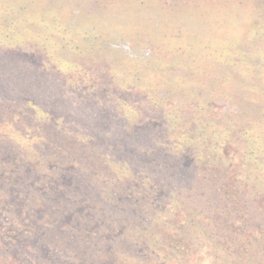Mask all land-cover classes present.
I'll return each mask as SVG.
<instances>
[{
    "label": "rangeland",
    "instance_id": "obj_1",
    "mask_svg": "<svg viewBox=\"0 0 264 264\" xmlns=\"http://www.w3.org/2000/svg\"><path fill=\"white\" fill-rule=\"evenodd\" d=\"M255 24L264 0H0V107L37 116L25 136L0 125V264H264V147L250 158L231 132L221 159L205 133L210 64L213 78L236 64L238 103L212 92L213 111L241 130L264 119ZM238 41L231 54L256 67L218 53ZM252 73L262 102L243 112ZM171 79L192 86L187 100ZM156 97L163 105L145 104ZM47 114L58 145L92 147L107 175L125 172L121 189L83 160L46 204L31 186L45 189L50 169L70 163L31 138Z\"/></svg>",
    "mask_w": 264,
    "mask_h": 264
},
{
    "label": "trees",
    "instance_id": "obj_2",
    "mask_svg": "<svg viewBox=\"0 0 264 264\" xmlns=\"http://www.w3.org/2000/svg\"><path fill=\"white\" fill-rule=\"evenodd\" d=\"M228 23H232V22H228ZM234 25H236L235 23H233ZM241 26V24H239ZM259 25V24H258ZM236 28L238 29V26H236ZM251 32H255L258 35H262V33H264V27H257L255 24V27L251 29ZM260 33V34H259ZM28 38V37H26ZM232 39V38H230ZM236 39V38H235ZM264 40V39H262ZM69 45V43H66ZM67 45V46H68ZM242 44V42L238 41V45L236 46H230L231 48L228 49H223L221 51H219L218 53L222 56L225 55V53H227L228 55V59H232L235 58L237 59V61L241 60L243 62V66L246 67H256L254 66V64L250 63L251 60H249L248 58H243L244 56L242 54H239L240 51H242L241 49L238 50L236 53H232L233 51H236V49H238V47H240ZM235 47V48H234ZM237 47V48H236ZM63 49H60V51ZM60 53V52H59ZM250 56H256L255 53H250ZM248 63L249 65H247L246 63ZM53 64V62H50V65ZM263 65H264V61H263ZM213 64H210L207 68L205 67V76H206V81H205V89H208L210 92H214L218 94V99L220 97V91L225 93V97L229 98V97H233L235 98L236 95H234L233 89L235 88L234 86H236L234 83V78L236 76L235 73V65L234 68H228L226 73L223 74L222 77L219 78H213L215 77V75H211V67H213ZM228 66V65H227ZM231 67V66H229ZM262 68V67H261ZM56 72L59 74L61 72V70L55 68ZM66 72H64L65 74ZM72 73H66L65 75H70ZM212 77V78H211ZM172 83L174 85L182 88V94H177L175 92H172L173 95L177 94L180 95V98L182 99V101L187 100L190 97V89H193L191 85L186 84L184 82H174L175 80L171 79ZM171 82V81H170ZM245 88L243 89V91H247L248 93L252 94V97L255 98H245L244 102L239 103V105L243 108V112H253V110H255V108H258L257 105H260V102H262V99L260 100V98L258 97V94H261V90H260V86H258V82L255 79V74L252 73L251 75L247 76V80H245ZM237 84V83H236ZM237 86H240L239 84H237ZM178 89V88H177ZM220 90V91H219ZM211 95L205 97V113H207L206 111H210V113H208L209 115H207L206 119H205V133H209V135H211L210 137V143L212 145H210V147H212V149L214 151H218L219 154H221L220 158L224 159V158H229V152L230 151H234L233 149V145L232 143H229L231 141H229V135L231 134V132H236L235 137H238L239 140H241V143L244 144L245 147V151H248L249 157L252 158L253 155L255 154H260V152H262V148L264 147V119L262 120H252L254 123H250V125L246 128V129H240L242 123L239 122V120L236 121L234 114L231 116L228 114H216L213 110L216 108L217 106L214 103L217 99L214 98V96ZM189 94V95H188ZM243 97V95H240ZM150 98H152L150 96ZM153 98L150 101H145V104L147 105H151L152 107H158L159 105H163L162 104V100L161 99H157ZM259 100H257V99ZM248 99V100H247ZM253 99V100H251ZM226 100V99H225ZM229 101V103L232 104H237L238 102L236 100H226ZM165 105V104H164ZM255 107V108H254ZM7 107H0V125H7L12 127V129L19 134L20 136H25V132L24 130L30 128L33 126V123L35 122L34 120L36 119V113L34 114H30V116L27 115H23L20 114L16 111H14L12 114L11 111L10 112H4V109ZM7 110V109H5ZM8 110H10L8 108ZM259 113L261 114L260 110H258ZM206 115V114H205ZM264 118V117H263ZM261 119V118H259ZM46 121L48 122V124L45 125H36L34 128H36L37 130H39V132H34L31 138H36L37 140L41 141L43 144L42 147L47 149V147L52 148L56 153L55 156L56 157H67L70 160H68L70 163L68 166H62L61 168H51L50 171L54 170L55 172H53V176L52 178H49L50 181L48 184H46V188L45 189H41L39 188L40 182L41 180L35 182L31 187L33 188V190H37V192H42L45 194V200L46 204H50L51 200L53 197L61 195L62 189L65 187L66 182H64V177H63V172H67L72 174V169H74L73 165H78L80 166V164H83V160L87 161V165L89 170L94 169L90 171V173L92 174V176L94 178H96L97 176H99V179H102V177L106 178L107 181L109 182L108 187H115L116 189H121L120 186L122 183L120 182H125L127 181V176L125 174V172L122 174L123 177H115L113 175L110 176V174L107 175L106 169L104 167V163L107 162L105 161L104 163L101 161L100 158H97V153L96 150L94 149H90L92 147H83V146H79L77 144H69L66 146H62V145H58V143H56L55 141H58V131H56V129H60L59 127L61 126L58 123V120H56V123H54L53 118L47 114L46 115ZM223 121V122H222ZM248 123V122H247ZM245 123V124H247ZM216 124H219L220 126H217ZM224 124V125H221ZM213 126H215V128L217 129H213ZM209 127H211V129H209ZM225 127V128H224ZM219 128L221 130H219ZM211 131V132H210ZM214 133L220 134V137H216V135H214ZM2 138V136H0V139ZM24 138V137H23ZM2 140V139H1ZM237 140V139H236ZM55 142V143H54ZM54 145H53V144ZM63 144V143H61ZM236 148V147H235ZM36 149V148H35ZM239 148H236L235 150H238ZM92 150V151H91ZM93 155V156H92ZM218 156V155H217ZM66 158V159H67ZM106 164V163H105ZM107 165H109L107 163ZM106 166V165H105ZM5 168V163H2L0 165V170ZM12 171L11 169H9L8 171L11 173V175H13L14 177L17 175V171H14L15 168L12 167ZM14 171V172H13ZM89 173V174H90ZM107 175V176H106ZM46 180V179H45ZM35 198L33 202H30L31 206H34V203L36 202L37 204H41L42 201H40V197L35 195ZM35 203V204H36ZM36 204V205H37Z\"/></svg>",
    "mask_w": 264,
    "mask_h": 264
}]
</instances>
